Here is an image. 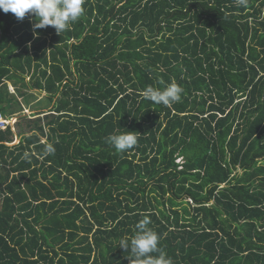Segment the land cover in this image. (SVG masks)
<instances>
[{
    "label": "trees",
    "instance_id": "obj_1",
    "mask_svg": "<svg viewBox=\"0 0 264 264\" xmlns=\"http://www.w3.org/2000/svg\"><path fill=\"white\" fill-rule=\"evenodd\" d=\"M84 8L39 35L0 9V114L48 100L18 144L0 131V264H131L119 242L145 217L171 264H264V0ZM173 81L171 107L141 94Z\"/></svg>",
    "mask_w": 264,
    "mask_h": 264
},
{
    "label": "clouds",
    "instance_id": "obj_2",
    "mask_svg": "<svg viewBox=\"0 0 264 264\" xmlns=\"http://www.w3.org/2000/svg\"><path fill=\"white\" fill-rule=\"evenodd\" d=\"M236 2L243 7H247L248 5V0H236ZM84 4L85 0H0V9L4 13H13L18 20H23L26 15H32L35 20L33 31L36 35H39L36 30L49 26H52L60 34L68 30L72 23L78 21L83 16L85 12ZM160 83L163 84L164 82L161 81ZM182 93L183 88L173 81L163 88L148 86L141 94L145 99L150 100L154 104L171 107L173 104L181 101ZM27 116L32 118L31 115ZM5 119L11 122L10 127L13 125L16 127L19 121L18 118L5 117ZM12 120H15V122L12 123ZM107 143L117 152L124 153L137 145L138 137L132 131L112 134L107 137ZM54 153L55 147L53 144H47L44 148V154L53 155ZM149 224L150 219L148 217L139 221L135 226L137 232L130 243L125 239H121L119 248L125 252L130 250L134 257L131 264H171V260L167 255L160 251L159 235L148 228ZM157 252L160 253L158 256L152 255Z\"/></svg>",
    "mask_w": 264,
    "mask_h": 264
},
{
    "label": "rangeland",
    "instance_id": "obj_3",
    "mask_svg": "<svg viewBox=\"0 0 264 264\" xmlns=\"http://www.w3.org/2000/svg\"><path fill=\"white\" fill-rule=\"evenodd\" d=\"M10 92L12 93V91L10 90ZM31 95V97H30V104H28V105H25L26 106V109L27 110H29V112H31V108H36V106H47L48 105V100H47V97H46V95L44 94V92L42 93H40L39 91H35V92H32V93H30ZM51 105H50V107H49V109L48 110H51ZM27 115H29V114H27ZM22 130V129H21ZM24 130H26L25 128H24ZM15 137H16V133H17V135L19 134V128H18V125H16V127H15ZM18 140H20V138L18 139ZM16 142H17V140H16ZM178 162H180L181 164L183 163V160H179ZM1 207H2V204H1V201H0V209H1Z\"/></svg>",
    "mask_w": 264,
    "mask_h": 264
},
{
    "label": "crops",
    "instance_id": "obj_4",
    "mask_svg": "<svg viewBox=\"0 0 264 264\" xmlns=\"http://www.w3.org/2000/svg\"><path fill=\"white\" fill-rule=\"evenodd\" d=\"M8 84V87H9V93L11 94V95H16V91H15V88L11 85V83H7ZM10 90L12 91V93L10 92ZM30 93H32V91H30ZM45 94V93H44ZM21 103H22V106H23V108H24V111H23V108L21 109L20 107H19V105H16V107H15V109H14V111L16 110V113H14V114H12V115H6L5 117L6 118H20L21 116H23V117H21V118H24V117H27V118H29L28 116H27V114H29V115H32V114H34L35 113V110H34V108H31V112H29V110H27L26 109V106L25 105H28L24 100L22 101V100H19ZM29 103H30V101H29ZM22 110V111H21ZM13 131L14 132H16L15 131V125H13ZM19 137H18V135H17V133H16V137H15V142L14 143H11V144H8V145H15V144H18L19 143ZM16 140H17V142H16Z\"/></svg>",
    "mask_w": 264,
    "mask_h": 264
},
{
    "label": "built area",
    "instance_id": "obj_5",
    "mask_svg": "<svg viewBox=\"0 0 264 264\" xmlns=\"http://www.w3.org/2000/svg\"><path fill=\"white\" fill-rule=\"evenodd\" d=\"M262 16L264 17V9H263ZM14 122H15V120H12V123H14ZM9 125H11V122L6 120L5 117L3 116V114H0V131L7 130ZM11 128L13 129V126H11Z\"/></svg>",
    "mask_w": 264,
    "mask_h": 264
}]
</instances>
